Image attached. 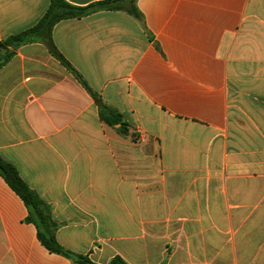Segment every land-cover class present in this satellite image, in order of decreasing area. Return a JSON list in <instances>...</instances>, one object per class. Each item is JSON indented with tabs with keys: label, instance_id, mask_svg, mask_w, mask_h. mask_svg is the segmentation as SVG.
I'll return each instance as SVG.
<instances>
[{
	"label": "crops",
	"instance_id": "1",
	"mask_svg": "<svg viewBox=\"0 0 264 264\" xmlns=\"http://www.w3.org/2000/svg\"><path fill=\"white\" fill-rule=\"evenodd\" d=\"M85 8L0 69V158L97 264H264V0H64ZM52 0H0V41ZM134 5L140 15H131ZM128 126L110 127L94 96ZM0 175V264L50 253Z\"/></svg>",
	"mask_w": 264,
	"mask_h": 264
},
{
	"label": "trees",
	"instance_id": "2",
	"mask_svg": "<svg viewBox=\"0 0 264 264\" xmlns=\"http://www.w3.org/2000/svg\"><path fill=\"white\" fill-rule=\"evenodd\" d=\"M134 2L136 0H133ZM107 5L109 9L120 10L119 1L107 2L100 5H91L85 8H78L69 5L64 0H52L50 9L42 20L32 29L16 34L0 41V69L7 65L15 55V51L20 47L34 42H41L45 44L52 55L58 57L65 66L68 67L82 82V78L76 73L71 66L63 59V57L56 50L52 42V30L54 26L65 19L82 18L95 12L100 6ZM128 12L139 18L137 8L132 5ZM94 96L98 105L101 119L110 127L121 125L118 131L122 135L128 134V126L124 123L122 115L104 103L101 98L88 89ZM0 175L4 178L10 188L23 200L26 207L29 209V216L27 221L35 224L38 229V238L42 245L52 254L63 256L70 259L75 264H97L93 262L89 256L77 255L64 247H62L56 240L55 230L56 225L51 219V209L42 200V198L34 191H32L21 179L16 168L0 158ZM109 264H127L120 256H115Z\"/></svg>",
	"mask_w": 264,
	"mask_h": 264
},
{
	"label": "rangeland",
	"instance_id": "3",
	"mask_svg": "<svg viewBox=\"0 0 264 264\" xmlns=\"http://www.w3.org/2000/svg\"><path fill=\"white\" fill-rule=\"evenodd\" d=\"M54 56V55H53ZM55 58H57L63 65H64V63L58 58V57H56V56H54ZM67 67V66H66Z\"/></svg>",
	"mask_w": 264,
	"mask_h": 264
}]
</instances>
